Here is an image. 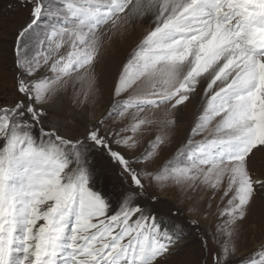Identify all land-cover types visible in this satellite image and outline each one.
I'll return each instance as SVG.
<instances>
[{"label": "snow or ice", "instance_id": "obj_1", "mask_svg": "<svg viewBox=\"0 0 264 264\" xmlns=\"http://www.w3.org/2000/svg\"><path fill=\"white\" fill-rule=\"evenodd\" d=\"M19 2L28 17L13 43L18 95L0 104V264H160L200 224L177 219L179 209L162 212L150 185L209 191V207L218 198L216 234L225 239L213 237L215 252L204 239L205 264H264V240L233 260L238 224L264 196V174L249 166L264 151V0ZM139 22L147 29L118 72L105 118L135 109L131 120L109 133L102 119L68 136L49 120L48 100L73 74L91 91L102 49ZM198 89L186 143L163 167L147 168ZM146 109L160 119L142 117ZM144 124L161 133L133 156ZM97 150L119 169V186L102 184Z\"/></svg>", "mask_w": 264, "mask_h": 264}, {"label": "rangeland", "instance_id": "obj_2", "mask_svg": "<svg viewBox=\"0 0 264 264\" xmlns=\"http://www.w3.org/2000/svg\"><path fill=\"white\" fill-rule=\"evenodd\" d=\"M27 17L28 9L21 6L19 0H0V104L10 103L18 95L14 79L16 72L13 68V43L17 30ZM141 26L136 24L135 30L130 31L125 38L112 41L102 49L93 69L95 84L91 91L87 80L80 81L76 74H73L68 84L48 100V105H54L59 99L63 100L64 103L60 110L51 109L49 111V120L58 123L61 131L68 136L82 137L86 128L96 126L102 119L105 120V124L101 127V131L109 133L117 127L127 125L131 120L135 109H131L123 118L118 116H113L111 119L105 118L111 108L112 100L116 98L113 85L118 78V72L147 29V27L142 29ZM67 50L65 46L61 52L66 54ZM134 91L138 89L130 90L124 95L133 94ZM196 105L197 100L193 98L174 114L176 124L168 129V140L160 148L158 156L147 163V168L163 167L186 143L190 134L189 130L197 114ZM141 116L158 120L161 112L156 109H146ZM160 133L161 129L157 124L141 125L134 136L138 143L132 155L135 156L148 150L150 142ZM113 148H116L115 144ZM117 150L125 151L123 148ZM91 159L102 175V184L109 188L120 185V171L105 153L97 150ZM249 166L255 172L264 174V151H255ZM149 192H155L158 195L157 207L162 212H167L168 209L173 211L179 209L182 215H179L177 219L185 221L186 218H196L200 224L199 229L186 228L184 238L179 241L171 255L160 259V264H205L208 258L203 247L204 239H207L213 252L220 247L219 243H213V237L215 236L217 241L225 239L216 234L217 226L222 223V218L216 210L219 203L218 198L213 200L209 207V191L194 188L181 190L172 185L157 189L150 185ZM205 233L208 235L205 236ZM234 240L238 252L233 259L241 255L251 256L258 250L260 242L264 240V196L257 194L247 218L238 224Z\"/></svg>", "mask_w": 264, "mask_h": 264}, {"label": "bare ground", "instance_id": "obj_3", "mask_svg": "<svg viewBox=\"0 0 264 264\" xmlns=\"http://www.w3.org/2000/svg\"><path fill=\"white\" fill-rule=\"evenodd\" d=\"M137 25L138 26H141L142 27V29L144 28V27H147V23L146 22H139V23H137ZM145 29V28H144ZM198 93H197V97H196V100H197V105H196V107H199V94H200V92H201V90L200 89H198ZM64 102H63V100L62 99H59L54 105H49V106H51V109L52 110H60L61 109V105L63 104ZM64 107V106H63ZM185 116V115H184ZM192 116V115H191ZM194 116V115H193ZM83 117V116H82ZM189 117V116H188ZM188 125V124H187Z\"/></svg>", "mask_w": 264, "mask_h": 264}, {"label": "built area", "instance_id": "obj_4", "mask_svg": "<svg viewBox=\"0 0 264 264\" xmlns=\"http://www.w3.org/2000/svg\"><path fill=\"white\" fill-rule=\"evenodd\" d=\"M241 256H243V255H241ZM240 257V256H239ZM238 258V257H237ZM236 259V258H235ZM235 259H233V260H235Z\"/></svg>", "mask_w": 264, "mask_h": 264}]
</instances>
